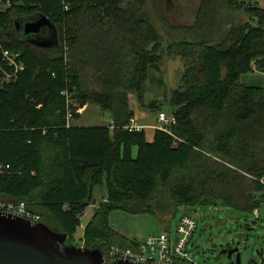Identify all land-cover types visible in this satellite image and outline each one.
<instances>
[{
  "label": "trees",
  "instance_id": "16d2710c",
  "mask_svg": "<svg viewBox=\"0 0 264 264\" xmlns=\"http://www.w3.org/2000/svg\"><path fill=\"white\" fill-rule=\"evenodd\" d=\"M151 6L167 34L152 22ZM41 14L56 28L51 46L17 28ZM0 42L26 64L17 81L0 85V164L14 169L0 177V201L25 202L73 242L80 215L104 188L83 246L105 257L112 245L140 246L111 227L115 209L163 223L171 206H223L247 217L259 208L264 218V85L242 81L253 62L264 69L260 1L201 0L195 24L175 26L162 0H18L0 9ZM164 54L184 64L169 99L174 136L157 129L147 142L143 130L124 128L134 116L129 94L147 110L163 108L146 95ZM66 88L80 105L109 112L117 127L68 124Z\"/></svg>",
  "mask_w": 264,
  "mask_h": 264
},
{
  "label": "rangeland",
  "instance_id": "374dc122",
  "mask_svg": "<svg viewBox=\"0 0 264 264\" xmlns=\"http://www.w3.org/2000/svg\"><path fill=\"white\" fill-rule=\"evenodd\" d=\"M258 1L264 5V0ZM200 3L201 0H162L163 13L171 24L175 26L194 25ZM150 8L152 22L157 25L162 33L167 34L165 27H163V24L159 20V14L153 10V6ZM158 66L159 70H154L148 80L146 99L147 101L153 99L162 104L163 108L157 111V115L159 111L171 114L173 108L169 104V99L173 89L178 87L180 83L184 64L181 57L173 54H164ZM257 78V81H259L257 84L263 82L261 74H257ZM130 96L133 103L137 102V97L134 93H131ZM87 105L88 107L81 114L75 115L69 121L70 124L108 125L111 123L112 120L109 112L102 110L95 103H88ZM150 120L154 121L155 117ZM104 192V188L96 189L97 201L91 204L86 209L88 212L81 217V224L74 233V245L83 246L85 226L90 221L95 208L101 202L100 199H102V193L104 194ZM172 210L173 206L165 213L166 221L164 223L154 214L139 213L137 217L140 218L136 219L134 227L138 225V229H145L147 232L152 231L153 233L169 231L172 240H175L180 218L183 214H188L197 220V228L190 239L189 250L198 262L236 264L235 255L230 258L228 254L221 253V250L225 247H233L237 241H240L242 264H252L253 261L257 264H264L259 260V251L264 249V220H255V217L252 215L247 217L242 212L223 206H202L195 209L180 207L171 213ZM121 212L124 211L121 210ZM127 214L131 213L128 212ZM150 217L160 223L158 227L152 226Z\"/></svg>",
  "mask_w": 264,
  "mask_h": 264
},
{
  "label": "built area",
  "instance_id": "2783aa9c",
  "mask_svg": "<svg viewBox=\"0 0 264 264\" xmlns=\"http://www.w3.org/2000/svg\"><path fill=\"white\" fill-rule=\"evenodd\" d=\"M17 2L18 0H0V9L6 10ZM65 8H69L68 4H65ZM252 67L254 71H259L255 62L252 63ZM25 68L26 64L21 52L7 48L0 42V85H7L17 81ZM260 71L264 75V69ZM76 93L75 90L72 91L69 88L61 92L66 100L68 124H70L69 121L75 114H81L85 109V105L78 103ZM158 121V129L174 136L171 126L176 123V118L172 113L168 114L165 111H159ZM109 127L114 129L117 126L112 120ZM124 128L133 132L142 130L144 126L140 125L136 117L133 116L130 122L124 125ZM175 143L177 144V142ZM13 172L14 169L10 164H0V177L10 176ZM260 181L264 184V175L260 178ZM0 212L30 219L34 222H40L41 220L40 215L31 212L23 201H0ZM87 212L85 210L83 215ZM253 215L256 219H260V209L255 208ZM196 228L197 220L191 215L183 214L178 224L175 240H172L169 231L151 233L143 241H140L138 248H123L118 245H112L106 260L107 262H112L119 259H128L144 264H208L207 262H198L189 250L190 239ZM259 258L260 262L264 263V249Z\"/></svg>",
  "mask_w": 264,
  "mask_h": 264
},
{
  "label": "water",
  "instance_id": "95a60500",
  "mask_svg": "<svg viewBox=\"0 0 264 264\" xmlns=\"http://www.w3.org/2000/svg\"><path fill=\"white\" fill-rule=\"evenodd\" d=\"M28 39L36 44L51 46L57 42L55 25L44 14L17 22ZM221 253L235 263L242 264L240 241L225 247ZM98 248L76 246L65 232L56 231L46 223L0 212V264H106ZM108 264H144L128 259L114 260Z\"/></svg>",
  "mask_w": 264,
  "mask_h": 264
},
{
  "label": "crops",
  "instance_id": "0c3cea01",
  "mask_svg": "<svg viewBox=\"0 0 264 264\" xmlns=\"http://www.w3.org/2000/svg\"><path fill=\"white\" fill-rule=\"evenodd\" d=\"M257 74H261V77L263 78V82H260L259 84H257L259 82V81H257V79H258ZM242 81L249 84V85L263 86L264 85V75L260 70L254 71V72H251V73L244 75L242 77ZM130 95H131V93L129 94L130 108L133 111L134 116L137 119V122L140 125L144 126V128L142 130L145 132V137H146L147 142H153L155 139L156 130L158 129L157 125H158L159 121H158L157 111L159 109L153 110V111L147 110L144 107H142L138 103L137 100H136L137 102L133 103ZM87 104H85V109L88 107ZM157 108H159V107L157 106ZM154 117H155V120L151 121L150 119L154 118ZM111 120H113L112 117H111ZM81 125H90V124H81ZM91 125H102V124H91ZM103 125H107V124H103ZM133 153H134V155H136L137 147H134ZM122 211H124V210H122ZM125 212L126 211L121 212L120 209H115L112 211V213H111V227L115 231L124 235L128 239L135 240V241H143L149 234L153 233L152 231L147 232L145 229H141V230L138 229V225H136V227H134V223L136 222V219L140 218V217H137L139 214L133 215V214H127L128 212H126V213ZM114 213H118V214H114ZM126 218H128V219H126ZM150 220H151L152 226H157V227L159 226L160 223L156 219L150 217ZM262 220H264V218Z\"/></svg>",
  "mask_w": 264,
  "mask_h": 264
}]
</instances>
